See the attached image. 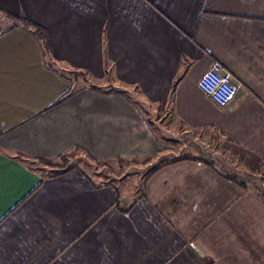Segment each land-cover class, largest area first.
<instances>
[{
  "label": "crops",
  "instance_id": "1",
  "mask_svg": "<svg viewBox=\"0 0 264 264\" xmlns=\"http://www.w3.org/2000/svg\"><path fill=\"white\" fill-rule=\"evenodd\" d=\"M170 124L207 152L132 202L31 164L151 154ZM0 264H264V0H0Z\"/></svg>",
  "mask_w": 264,
  "mask_h": 264
},
{
  "label": "rangeland",
  "instance_id": "2",
  "mask_svg": "<svg viewBox=\"0 0 264 264\" xmlns=\"http://www.w3.org/2000/svg\"><path fill=\"white\" fill-rule=\"evenodd\" d=\"M171 125V124H170ZM169 141L163 144L159 151L147 154L144 156H136L131 158L119 159H103L94 161L87 153L75 154L73 158L69 159V165H77L88 172L91 177L101 184H113L122 196L132 202L138 198L145 191L146 180L163 164L171 163V158H178L185 155H197L200 150L207 152L206 139H189L188 141L183 137L177 141L175 138V125L168 128ZM171 139H174L173 141ZM181 144V145H179ZM197 149V150H196ZM196 150V151H195ZM206 154V153H205ZM61 162L58 159L57 162ZM32 166L35 167L42 175H49L54 171L61 170L62 167L46 166L43 162L33 161ZM67 165V166H69ZM153 170V171H152Z\"/></svg>",
  "mask_w": 264,
  "mask_h": 264
},
{
  "label": "built area",
  "instance_id": "3",
  "mask_svg": "<svg viewBox=\"0 0 264 264\" xmlns=\"http://www.w3.org/2000/svg\"><path fill=\"white\" fill-rule=\"evenodd\" d=\"M198 86L220 106L234 101L241 89V84L220 62L212 63L199 78Z\"/></svg>",
  "mask_w": 264,
  "mask_h": 264
},
{
  "label": "trees",
  "instance_id": "4",
  "mask_svg": "<svg viewBox=\"0 0 264 264\" xmlns=\"http://www.w3.org/2000/svg\"><path fill=\"white\" fill-rule=\"evenodd\" d=\"M74 156H76L75 155V153H71V154H65V155H62L61 157H60V159H61V162L59 161V162H57V161H55L52 165H48V164H45L46 166H52V167H62V169L61 170H58V171H54V173H51V174H49L48 176H57V175H60V174H63V173H65V172H67L68 170H70L71 168H73V167H75V166H77V165H75V164H73V165H69V159L70 158H73ZM90 158H92L95 162L96 161H100L99 159H96V158H94V157H90ZM122 159L123 158H120L119 159V161H122ZM67 165H69V166H67ZM153 171V170H152ZM86 172V171H85ZM87 173V177L91 180V182H93L94 184H101V183H98L96 180H94L92 177H91V175L88 173V172H86ZM111 184V183H110ZM105 185V184H104Z\"/></svg>",
  "mask_w": 264,
  "mask_h": 264
}]
</instances>
